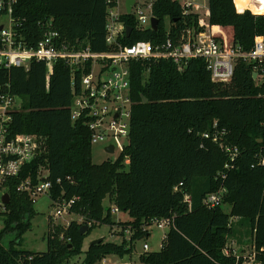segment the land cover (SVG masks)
Returning a JSON list of instances; mask_svg holds the SVG:
<instances>
[{"label": "trees", "instance_id": "obj_1", "mask_svg": "<svg viewBox=\"0 0 264 264\" xmlns=\"http://www.w3.org/2000/svg\"><path fill=\"white\" fill-rule=\"evenodd\" d=\"M108 5L107 0H17L14 17L21 22L18 33L31 44L41 39L43 23L51 20L70 46L102 52L109 49ZM208 8L210 33L225 48L236 43L248 51L255 37L264 35V0H208ZM154 15L158 31H138L130 21L134 30L124 43L178 42L188 29H206L196 13H185L180 0H156ZM130 70L134 105L129 142L118 159L96 164L85 118H72L71 67L62 60L52 73L42 61H33L28 69L0 67L2 93L21 99L12 112L10 133L34 135L42 143L36 157L0 190V264H66L83 252L89 233L104 224L122 236L129 230L130 240L91 243L85 264L124 257L132 254L136 239L150 236L147 228L154 219L165 218L173 223L161 249L145 251L139 264H242L228 247L234 218L251 222L256 260L264 264V100L252 66L240 61L229 83L213 81L204 58L189 60L182 69L172 59L137 60ZM221 144L238 148L235 160ZM40 176L52 184L48 195L53 206L74 199L70 214L82 221L63 225L50 217L47 250L31 251L20 247L38 212L30 191L18 187L27 180L34 186ZM221 189V203L209 207L205 198ZM4 193L9 194L7 204L1 201ZM106 200L130 219L116 222ZM83 226L88 230L81 234ZM10 233L13 239L6 244Z\"/></svg>", "mask_w": 264, "mask_h": 264}, {"label": "built area", "instance_id": "obj_2", "mask_svg": "<svg viewBox=\"0 0 264 264\" xmlns=\"http://www.w3.org/2000/svg\"><path fill=\"white\" fill-rule=\"evenodd\" d=\"M16 1L0 0V11L2 15L7 16V22L0 23V67L28 69L33 61H42L46 63L48 72L52 73L57 61L65 62L73 71L72 118H85L91 130L92 145L104 143L107 154H113L107 150L111 145L114 147V153L118 149L122 153L126 145L119 144L120 139L127 138L129 142L134 105L131 98L130 70L133 61L151 58L172 59L178 68L182 69L189 60L204 58L207 60L213 81L220 83L231 82L238 63L244 61L252 66L253 79L260 88L259 97L264 100V35L256 36L252 48L248 51L236 43L225 48L220 41L212 37L209 24L202 25L200 21L205 30L197 32L195 29H188L178 42L167 39L162 44L154 45L149 40H138L126 45L124 38L130 37L134 30L133 28L130 36H127L130 21L135 23L138 31L152 29V18L156 17L154 15L156 0H133L130 11L127 7L128 0H107L109 5L105 21V41L108 50L96 52L90 46L80 48L70 46L62 39L51 20L43 23L41 39L36 44H31L18 33L21 22L14 17ZM180 2L185 13H191L193 2L190 0ZM17 99L18 97L10 93H2L0 89V190L7 178L18 176L23 166L31 162L38 150L42 149V143L37 136L10 133L12 112L21 105V100L18 102ZM262 125L264 127V121ZM261 140L264 145V137ZM221 146L232 160L236 159L238 148L222 144ZM260 164L264 165V158ZM51 185V182L43 181L40 176L39 182L34 186L27 180L18 187V190L30 191L34 199L38 195L48 194ZM222 193L223 189L207 195L205 203L209 207L219 205ZM185 200L189 203L191 201L188 195ZM74 201V199L56 201L57 215L69 214ZM110 207L113 214L120 212L115 204H111ZM153 223H157L159 227L170 228L173 221L168 218L154 219L148 230ZM126 232L130 233L129 230ZM144 249L149 251L147 243L144 244ZM237 258L243 259L242 264H260L256 260L255 249L247 255H237Z\"/></svg>", "mask_w": 264, "mask_h": 264}, {"label": "rangeland", "instance_id": "obj_3", "mask_svg": "<svg viewBox=\"0 0 264 264\" xmlns=\"http://www.w3.org/2000/svg\"><path fill=\"white\" fill-rule=\"evenodd\" d=\"M182 2L184 0H181ZM193 2L191 13H196L202 25H206L209 22V8L208 0H190ZM7 22V16H0V23ZM164 26L166 29L170 27V20L168 17L164 18ZM201 24V23H200ZM201 25V26H202ZM207 26V25H206ZM18 97L17 101L20 102ZM121 145H127L128 139L122 138L119 141ZM92 160L96 164L103 163L106 160H116L120 157L121 152L118 149L116 153L107 154L105 153V144H95L92 147ZM126 167L129 166V160L126 159ZM106 205H110L109 201H105ZM34 207L38 214L32 219V228L24 235L23 242L20 248L31 250V251H45L47 250L46 234L49 225V218L60 224L68 225L71 221L79 220L82 221L81 217L76 214H64L62 216L57 215V207L53 206L52 200L47 193L38 195L34 198ZM225 211H230V206L225 207ZM113 219L117 221H128L130 216L125 212H118L113 214ZM233 233L229 238L228 247L233 248L234 253L237 255H247L254 250L253 246V228L251 222L245 218H234L232 221ZM4 227L3 217L0 215V231ZM114 229H119L114 227ZM169 231V227H159L157 223L149 228L150 236L136 239L132 243L133 251L130 255H125L124 257L118 255H110L105 259L101 260L97 264H134L139 263L140 255L145 252L144 244L149 245V252H157L161 249L165 234ZM14 234L10 233L6 236V244L13 239ZM130 233L125 232V234L118 235L110 231L109 225H102L94 228L89 235L86 237L83 246V252L73 256L70 261L66 264H85V259L87 257L86 251L89 245L98 239H104L106 242H113L116 244L123 243V240H130Z\"/></svg>", "mask_w": 264, "mask_h": 264}, {"label": "water", "instance_id": "obj_4", "mask_svg": "<svg viewBox=\"0 0 264 264\" xmlns=\"http://www.w3.org/2000/svg\"><path fill=\"white\" fill-rule=\"evenodd\" d=\"M133 4V0H128V3H127V7H128V11H130L131 9V5ZM152 29L154 31H158L159 29V19L157 17H153L152 18ZM133 30V27L131 26H128L127 27V36H130L131 32ZM255 77V75H254ZM144 102H147V99L144 100ZM262 143V140L260 141ZM107 150L110 152V153H114V147L113 145L109 146L107 148ZM1 201L3 204H7L9 203V194L8 193H4L1 197ZM88 230V226H83L81 229H80V233L81 234H84L86 231ZM104 239H98V240H95L92 242V244H97V243H100L102 242Z\"/></svg>", "mask_w": 264, "mask_h": 264}]
</instances>
